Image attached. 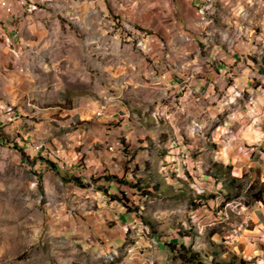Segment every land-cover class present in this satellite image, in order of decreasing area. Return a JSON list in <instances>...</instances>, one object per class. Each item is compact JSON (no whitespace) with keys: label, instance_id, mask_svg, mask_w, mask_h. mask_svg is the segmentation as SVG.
I'll use <instances>...</instances> for the list:
<instances>
[{"label":"rangeland","instance_id":"rangeland-1","mask_svg":"<svg viewBox=\"0 0 264 264\" xmlns=\"http://www.w3.org/2000/svg\"><path fill=\"white\" fill-rule=\"evenodd\" d=\"M229 1L207 0L199 39L176 56L165 40V52L151 54L148 48L155 46L147 30L118 21L112 11L107 19L84 5H38L43 8L40 23L27 30L22 44L30 50L24 70L32 79L24 124L30 142L21 143L20 132L0 126V264H115L127 251L124 246L116 252L84 250L79 241H92L93 210L100 207L93 195L111 196L98 177H80L78 183L65 173L67 160L61 162L62 173L54 165L61 160L56 152L73 147L78 129L86 127L72 115L86 102L90 107L119 103L133 112L136 133L145 127L150 130L145 135L159 139L162 129H179L184 142L193 145L185 154L197 166L186 169V179L168 170L169 163L162 164L164 175L159 168L136 165L129 186H137L135 181L140 186L129 189L125 183V192L114 194L113 199H126V208L137 211L145 226L141 236L156 233L169 248H187L181 240L190 236L185 242L194 243L200 261H184L173 251L177 264H253L244 260L243 244L235 237L253 228L254 211L264 222V0ZM17 45L21 41L10 47ZM196 79L204 81L198 89L192 87ZM187 85L193 96L182 105ZM171 111L176 120L166 118ZM25 143L34 153L23 148ZM86 148L85 142L76 147ZM229 155L233 162L225 159ZM39 159L50 170H43ZM156 184L159 192L148 193ZM132 234L127 233L126 243L134 244Z\"/></svg>","mask_w":264,"mask_h":264},{"label":"crops","instance_id":"crops-1","mask_svg":"<svg viewBox=\"0 0 264 264\" xmlns=\"http://www.w3.org/2000/svg\"><path fill=\"white\" fill-rule=\"evenodd\" d=\"M27 2L29 3L26 7L20 6L26 5ZM65 2H68L70 6L84 5L90 10H101L104 18L107 19L109 15L111 16L110 12L112 11L114 14H118V21L120 18L124 21H131L142 30H147L144 33L148 34L147 40L151 41V44L147 43L155 46L148 48L151 54H158L160 51L163 54L165 51L161 49V46L164 43L162 40H165L171 44L170 51L174 56L181 52L185 53L194 47L191 40L199 39L197 32H200L204 25L202 6L208 4L207 0H6L0 4V25L5 30L3 36H1L3 32L0 34V126H5L7 132L10 133L17 132L18 134L20 132L23 137V139L19 138L21 143L22 140L30 142V132L27 127H24V124L28 121L26 111L31 103L30 99L33 97L32 79L29 73L24 72L28 67L27 56L30 51L22 45L26 41L24 36L27 35V30L33 29L36 24L40 23L37 16L39 12L42 13L43 8L38 9V5L41 7L53 4L64 6ZM225 2L229 3L230 1L225 0ZM29 5H36L38 12H33L32 10L35 9L30 8ZM104 18L102 22H104ZM18 30L20 33L22 32L23 37L20 36ZM13 41L16 44L21 41V45L11 48L10 45ZM157 46L158 48H156ZM216 52L222 53L223 51L217 49ZM232 54L234 59L238 57L236 52ZM167 55L169 54L167 53ZM184 59L187 61V58ZM217 66V70L221 71L223 66L219 64ZM169 82L173 83V80ZM202 84H204L203 80L196 79L192 87L198 89ZM192 87L187 85V90L182 96V105L193 96ZM85 104L70 111L74 117L85 121L82 125H86V127L78 129L80 133L77 134L78 140L73 147L56 152L61 160L56 159L58 163H54V165L56 170L61 172V162L67 160L68 169L67 172H64L69 173L70 176L73 174V178L75 180L77 178L78 183H80V177L85 180L90 177L91 179L98 177L97 183L103 184L104 189H107L112 198L104 197L102 199L93 195L94 201H98L100 206L93 210L95 215L92 220L95 222L93 226L95 228L91 229L93 239L90 240V243H86L85 240L79 242L85 251L101 253L111 249L116 252V249L124 246L123 248L127 251L125 250L115 264H177L173 250L156 233L149 238L140 235L144 232L145 226L141 224L136 210L126 208V199L121 198L120 200L119 198L118 201L113 199V196L115 198L114 194L120 190L125 192L126 184L129 189L140 186L137 181H135L137 186H129L133 179V167L136 165L140 169L147 168L148 165L154 170L159 168L158 172L164 175L162 170L165 168L162 164L169 163L166 167L168 170L172 171L173 168L179 178L186 179V174L194 171L197 166L191 161V156L185 154L189 151L188 148L193 145H190L188 141L184 142L183 133L179 129H175L173 133L164 132L162 129L159 139H152L150 135H145L150 132L145 127L136 133L131 126L134 124L132 122L134 118L131 117L133 112L119 103L97 107H90L88 102ZM7 107H11L12 110L7 111ZM101 108H103L102 114L96 115ZM182 111L186 112L185 106L182 107ZM155 113L152 112L153 116ZM168 115L176 120L174 111L167 113L166 118ZM82 142L86 143L87 148L82 151L77 150L76 147ZM23 148H29L30 152H33L28 143H25ZM132 152L135 155H132ZM162 153L165 155L162 156ZM36 155L41 157L40 153H36ZM180 156L182 157L179 158ZM176 157H178V161L173 163L172 161ZM225 159L229 162L234 161V157L231 155ZM38 161L43 170H50L43 159ZM186 169L190 171H186ZM168 176L166 175L165 179L168 180ZM137 180L141 182V179ZM153 187L160 188L161 185L156 184ZM250 220L253 222V228H245L240 238L238 236L235 238L236 241L243 244L244 260H251L253 264H264L263 217L254 211ZM88 227L90 228L89 225ZM100 229L104 231V237L99 235ZM130 231L137 234H132L136 237L134 244L126 243L127 233ZM98 237L102 238V242L97 239ZM189 238L190 236L182 238L181 242L192 251L195 249L194 243L187 245L185 242ZM215 238L216 235L212 237L214 240ZM174 239L172 238L173 241ZM203 249L205 250L204 247L201 248V250ZM196 252H198L197 255H200L199 249H196ZM201 253L203 254V252ZM209 259L212 261L214 257L209 256Z\"/></svg>","mask_w":264,"mask_h":264},{"label":"trees","instance_id":"trees-1","mask_svg":"<svg viewBox=\"0 0 264 264\" xmlns=\"http://www.w3.org/2000/svg\"><path fill=\"white\" fill-rule=\"evenodd\" d=\"M76 180L78 179L76 178ZM81 184L82 186L84 185L83 183ZM147 190L148 193L154 195L159 192V187H151L150 189ZM171 248L173 249V251H176L179 254L180 258L183 259L184 261H186L187 259H190L192 261H200L199 259H197L196 254L193 253L190 249H187L185 246L179 248L174 245H171ZM214 264H218V263H214Z\"/></svg>","mask_w":264,"mask_h":264},{"label":"built area","instance_id":"built-area-1","mask_svg":"<svg viewBox=\"0 0 264 264\" xmlns=\"http://www.w3.org/2000/svg\"><path fill=\"white\" fill-rule=\"evenodd\" d=\"M5 1H6V0H0V4H3ZM28 3H29V2H27L26 5H20V6H22V7H26V6L28 5ZM30 3H31V2H30ZM29 6H30V5H29ZM7 8H8V7H7ZM30 8H32V9H37L36 5H31ZM4 31H5V30H4V28L2 27V25H1L0 32H4Z\"/></svg>","mask_w":264,"mask_h":264},{"label":"bare ground","instance_id":"bare-ground-1","mask_svg":"<svg viewBox=\"0 0 264 264\" xmlns=\"http://www.w3.org/2000/svg\"><path fill=\"white\" fill-rule=\"evenodd\" d=\"M0 29H1V25H0ZM2 32H0V34H1Z\"/></svg>","mask_w":264,"mask_h":264}]
</instances>
